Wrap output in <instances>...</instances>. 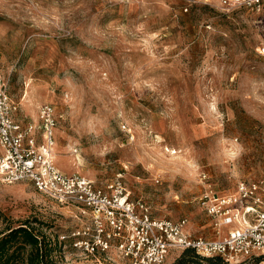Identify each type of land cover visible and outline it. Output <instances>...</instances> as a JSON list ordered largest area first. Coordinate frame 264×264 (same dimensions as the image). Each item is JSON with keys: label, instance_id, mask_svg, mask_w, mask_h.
<instances>
[{"label": "rangeland", "instance_id": "obj_1", "mask_svg": "<svg viewBox=\"0 0 264 264\" xmlns=\"http://www.w3.org/2000/svg\"><path fill=\"white\" fill-rule=\"evenodd\" d=\"M0 68L19 120L38 122L40 104L54 107L61 170L98 184L121 174L153 216L185 217L193 234H217L197 201L206 188L264 180V17L249 6L0 0ZM79 211L27 180L0 182V237L27 223L51 241L53 264H129L59 247L57 236L87 217Z\"/></svg>", "mask_w": 264, "mask_h": 264}, {"label": "built area", "instance_id": "obj_2", "mask_svg": "<svg viewBox=\"0 0 264 264\" xmlns=\"http://www.w3.org/2000/svg\"><path fill=\"white\" fill-rule=\"evenodd\" d=\"M246 5L264 17L263 0H223ZM18 104L0 68V182L27 180L63 206L75 205L85 220L58 235L90 255L114 253L129 264H162L172 250L193 248L202 256L264 258V180H241L228 193L206 188L200 208L216 228L214 236L193 234L185 217H155L118 174L102 184L79 172H65L54 161L57 117L49 103L37 107L38 122L16 117Z\"/></svg>", "mask_w": 264, "mask_h": 264}, {"label": "trees", "instance_id": "obj_3", "mask_svg": "<svg viewBox=\"0 0 264 264\" xmlns=\"http://www.w3.org/2000/svg\"><path fill=\"white\" fill-rule=\"evenodd\" d=\"M64 246L65 242L56 239ZM56 245V242H55ZM53 250L51 241L44 235H39L33 227L22 223L13 228H8L0 237V264H53L51 252ZM177 259L173 264H199L204 260L208 264H226L219 255L202 256L193 248H184L179 251ZM262 260L261 256H253Z\"/></svg>", "mask_w": 264, "mask_h": 264}]
</instances>
